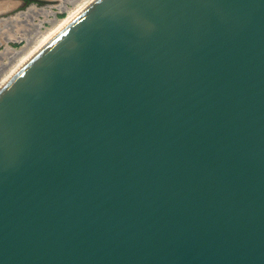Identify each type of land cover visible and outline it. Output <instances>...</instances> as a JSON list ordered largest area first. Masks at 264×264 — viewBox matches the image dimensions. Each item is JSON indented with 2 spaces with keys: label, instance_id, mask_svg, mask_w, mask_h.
I'll list each match as a JSON object with an SVG mask.
<instances>
[{
  "label": "water",
  "instance_id": "obj_1",
  "mask_svg": "<svg viewBox=\"0 0 264 264\" xmlns=\"http://www.w3.org/2000/svg\"><path fill=\"white\" fill-rule=\"evenodd\" d=\"M0 264H264V0H91L0 84Z\"/></svg>",
  "mask_w": 264,
  "mask_h": 264
},
{
  "label": "bare ground",
  "instance_id": "obj_2",
  "mask_svg": "<svg viewBox=\"0 0 264 264\" xmlns=\"http://www.w3.org/2000/svg\"><path fill=\"white\" fill-rule=\"evenodd\" d=\"M90 1L91 0H67L69 5L59 2L60 5H58L56 8L58 10L66 11V16L64 18H57L55 16V11H53L50 7H43L41 9H34L30 7L27 8L26 11L21 12L15 18L4 19L3 21L5 24H8L9 26L11 25L10 23L14 24V22L22 23V28L20 29L22 32V37L18 36L17 38H23L26 43L18 49L6 44L4 49L0 51V84H2L10 75H12L24 62H26L53 33H55L64 23L72 18ZM39 14L43 15V19H40L38 22L34 23L32 16H37ZM21 17L24 18L20 19ZM43 20H47L50 24L48 27L45 26L44 30L40 29V25L42 24ZM4 28L6 29L7 26ZM27 31L29 34H25ZM9 33L10 34L7 35L6 38H13L14 34L12 31ZM3 58H7L8 62H3Z\"/></svg>",
  "mask_w": 264,
  "mask_h": 264
},
{
  "label": "rangeland",
  "instance_id": "obj_3",
  "mask_svg": "<svg viewBox=\"0 0 264 264\" xmlns=\"http://www.w3.org/2000/svg\"><path fill=\"white\" fill-rule=\"evenodd\" d=\"M59 2H62V4L69 5V2H67V0H53V2L48 4V5L50 8H52L53 11H55V16L57 18H64L66 16V11L58 10L56 8L58 5H60ZM13 6H14L13 2H10L9 0L8 1L0 0V51H2L4 49V46L6 44H9V46L18 49L26 43V41L23 38L22 39L17 38L18 36L22 37V32L20 31V29L22 28V23H15L14 22V24L10 23L11 25L9 26L8 24H5V22L3 21L4 19L15 16L17 13H19L21 11H25V9L23 7L19 8V9H11V8H13ZM44 6H46V5H44ZM32 17H33L34 23L38 22L40 19H43V15H41V14H39L37 16H32ZM23 18L24 17H21L20 19H23ZM12 25H14V26H12ZM6 26H7V28L5 29L4 27H6ZM45 26H47V27L50 26V24L47 20H43L42 24L40 25V29L44 30ZM11 31L14 34L13 38H9V39L6 38V36L9 35L10 34L9 32H11ZM25 34H29V32L27 31V33H25ZM2 61L6 62V63L8 62L7 58H3Z\"/></svg>",
  "mask_w": 264,
  "mask_h": 264
},
{
  "label": "flooded vegetation",
  "instance_id": "obj_4",
  "mask_svg": "<svg viewBox=\"0 0 264 264\" xmlns=\"http://www.w3.org/2000/svg\"><path fill=\"white\" fill-rule=\"evenodd\" d=\"M8 1V0H6ZM10 2H13L14 6L11 9H19L21 7H23L25 9V11L27 10V8L32 7L34 9H41L44 7H49L48 4L52 3L53 0H9ZM24 12V11H21ZM21 12L17 13L15 16L13 17H9V18H15L16 16H18Z\"/></svg>",
  "mask_w": 264,
  "mask_h": 264
}]
</instances>
